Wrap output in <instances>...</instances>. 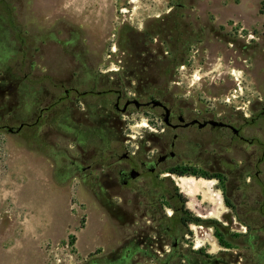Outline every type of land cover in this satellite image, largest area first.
<instances>
[{"label":"rangeland","instance_id":"1","mask_svg":"<svg viewBox=\"0 0 264 264\" xmlns=\"http://www.w3.org/2000/svg\"><path fill=\"white\" fill-rule=\"evenodd\" d=\"M0 13L8 14L9 26L24 38L16 47L24 46L26 55V59L0 60H7L15 70L18 64L22 68L18 74L28 72L34 86L57 96L68 83L78 91L119 89L124 93L121 104L134 98V83L112 82L130 58L128 40L133 37L137 42V35L143 34L152 54L159 51L171 58L173 48L183 60L171 67L162 83L188 110L217 104L222 109L241 105L247 111L249 101H264V0H0ZM71 34L73 46L68 44ZM69 98L72 110H83L94 99L75 92ZM146 115L133 107L122 115L124 141L118 155L136 152L146 132L160 129L159 118ZM0 125L17 126L11 121ZM54 128L49 118L40 128L53 150L29 148L25 131L8 133L0 128V264H103L139 232H150L149 215L140 218L142 205L137 201L148 175L141 173L128 187L110 190L111 202L117 206L111 211L93 195L91 177L83 182L73 170L61 172L62 182L55 180L51 155L66 153L65 168L79 152L72 131ZM144 145L151 147L148 141ZM99 173L91 171L92 176ZM165 174L168 170L154 175L150 189L157 194L176 187L186 215L197 219L186 225L184 244L214 252L218 246L213 235L219 231L210 221L228 227L232 215L222 185L215 177L189 172L169 177L171 184L162 179ZM165 209L172 213L167 204ZM151 253L149 249V255L133 254L129 264H158Z\"/></svg>","mask_w":264,"mask_h":264},{"label":"flooded vegetation","instance_id":"2","mask_svg":"<svg viewBox=\"0 0 264 264\" xmlns=\"http://www.w3.org/2000/svg\"><path fill=\"white\" fill-rule=\"evenodd\" d=\"M8 23V14L0 13V58L18 56L26 59L25 47H16L17 41L23 42L24 38L18 37L15 27ZM74 41L75 36L71 34L68 44L73 46ZM72 58L77 59L78 56L73 55ZM125 68L126 63L122 70ZM165 75L147 74L149 79L131 77L126 81V86L134 83V98L141 104L136 108L130 103L122 114H128L133 107L135 111L147 114V119L159 118L156 123L160 129L146 132L141 138L143 144L136 152L125 151V157L120 158L121 154L112 158L108 163L116 167L115 173L100 172L92 176L91 171H100L108 164L83 166L80 165V156L70 160L69 166L62 169L64 172L74 170V175L83 182L89 177L92 181L101 182L102 187L92 193L111 211L117 206L111 202L110 190L116 186L128 187L141 173L148 175L149 181L137 192V201L142 205L140 218L149 215L150 232L142 230L134 239L127 241L110 264H129L133 254L143 252L149 255V249L158 264H264V101L261 98L249 101L247 111L241 105L222 109L217 104L204 105L199 111L188 110V105L169 91L167 83H162ZM59 84L64 85L62 82ZM120 85L118 81L117 86ZM66 86L65 97H70L71 92L78 96L93 92V89L78 91L68 83ZM110 90L117 94V110L121 111L126 100L133 99H125L121 104L119 100L124 93L116 88ZM153 98L161 104H154ZM151 115L154 117H149ZM193 120L197 121L189 123ZM146 141L151 144L150 148L145 147ZM123 161L126 163H121ZM136 167L140 169L138 176L129 178L130 170H137ZM163 170H168L169 174L162 175V179L169 180L171 184L169 177L175 179L174 174L183 176L181 171H193L207 178L215 177L222 185L225 203L232 215L227 220L228 227L210 221L219 231L213 235L218 246L214 252L184 244V237L188 234L183 223V198L176 187H173V192L160 190L157 194L150 189L152 177ZM100 195L106 198L102 199ZM161 196L165 202H161ZM123 199L127 198L123 196ZM165 204L172 213L167 214Z\"/></svg>","mask_w":264,"mask_h":264},{"label":"trees","instance_id":"3","mask_svg":"<svg viewBox=\"0 0 264 264\" xmlns=\"http://www.w3.org/2000/svg\"><path fill=\"white\" fill-rule=\"evenodd\" d=\"M174 27L177 28V26ZM137 36L139 37L137 42L133 37L128 40L125 48L128 50L130 58L126 61V68L119 73L118 80L112 84L123 79L128 81L131 77L149 79L147 74L170 75L171 67L183 61L176 57V50L173 48L170 49L171 58H167L159 51L152 54L144 44L143 34ZM21 70L22 68L18 64L15 70L7 60H0V123L11 121L17 126L23 124L20 131H25L26 134L23 138L29 148L41 150L43 146H47L53 150V144L47 145L44 141L45 132H40L46 118H49L56 131H72V140L79 152L80 165L90 164L96 167L99 164L107 163L108 165L103 166L99 172L115 173L116 167L108 162L118 156L125 126L123 125V114L116 108L117 94L110 90L113 88L88 93L94 99L86 105V108L72 110L67 105V102L72 101L69 97H65L64 93L57 96L45 92L42 87L37 88L34 86V81L27 78L28 72L18 74V71ZM106 80L108 81V79ZM96 82L99 80L94 79L95 84ZM122 97H120L119 103H121ZM66 156V153L51 155L55 162L54 177L59 183L62 182L61 172ZM184 173V171L180 172L181 175ZM189 173L195 174L193 171ZM63 178L65 179V177ZM93 185L96 189L102 187V183L97 181H94ZM223 198L226 201L224 196ZM184 212L183 223L185 225L191 221H197V219L187 216L186 211ZM116 256L117 254L114 253L103 264H110L114 258L116 259Z\"/></svg>","mask_w":264,"mask_h":264},{"label":"water","instance_id":"4","mask_svg":"<svg viewBox=\"0 0 264 264\" xmlns=\"http://www.w3.org/2000/svg\"><path fill=\"white\" fill-rule=\"evenodd\" d=\"M152 102H153L154 104H161V102H160L159 100H156V99H154V98L152 99ZM130 103H133V104L135 105L136 108H138L139 105L141 104L136 98L126 100V101L123 103L122 107H121V112H124L125 109L127 108V106H128ZM167 110H168V109H166V111H167ZM164 120H165V119H164ZM195 121H197V120H193V121H191V122H189V123H193V122H195ZM187 124H188V123H186L185 125H187ZM200 125H202V124H200ZM22 126H23V124H19V125L15 128L14 126L6 125L5 128H6V132H8V133H18V132L20 131V129L22 128ZM126 155H127V153H126V152H123L122 155L120 156V158H123V157H125ZM138 174H139V171L133 168V169H131L130 172H129V178L134 179V178H136V177L138 176Z\"/></svg>","mask_w":264,"mask_h":264},{"label":"bare ground","instance_id":"5","mask_svg":"<svg viewBox=\"0 0 264 264\" xmlns=\"http://www.w3.org/2000/svg\"><path fill=\"white\" fill-rule=\"evenodd\" d=\"M122 11L124 12V11H125V9H122Z\"/></svg>","mask_w":264,"mask_h":264}]
</instances>
